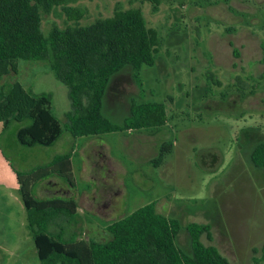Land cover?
<instances>
[{
    "label": "rangeland",
    "instance_id": "1",
    "mask_svg": "<svg viewBox=\"0 0 264 264\" xmlns=\"http://www.w3.org/2000/svg\"><path fill=\"white\" fill-rule=\"evenodd\" d=\"M65 6L83 13L80 26L109 18L116 9L141 12L159 36L155 64L138 74L127 67L115 75L102 115L119 125L131 101L158 102L165 105L166 123L34 148L16 143L19 125L12 124L0 139V264H40L6 158L23 173L77 147L74 186L61 178L58 183L78 198L87 195L81 206L76 201L87 210L82 240L104 242L107 224L154 202L158 214L179 222L176 245L183 252H189L185 227L195 223L209 226L211 241L202 242L230 264H264V169L249 159L264 142V0H159L156 10L151 0H67ZM61 7L40 13L44 36L74 24ZM14 65L15 71L0 77V88L8 93L18 83L33 95H46L64 134L70 102L50 61ZM38 193L53 195L42 188Z\"/></svg>",
    "mask_w": 264,
    "mask_h": 264
},
{
    "label": "trees",
    "instance_id": "2",
    "mask_svg": "<svg viewBox=\"0 0 264 264\" xmlns=\"http://www.w3.org/2000/svg\"><path fill=\"white\" fill-rule=\"evenodd\" d=\"M153 9L159 0H151ZM67 0H0V77L15 71L14 62L50 61L56 80L67 88L70 110L64 115V132L74 138L98 137L126 131L159 129L166 123L163 103L131 101L121 124L102 115L103 100L112 78L129 67L134 74L153 67L160 40L146 27L137 9H116L109 18L88 26L78 23L83 13L65 6ZM58 6L73 25L53 27L47 36L41 30L40 13L50 14ZM234 56L237 51L233 50ZM8 69V70H7ZM46 95H33L18 83L5 93L0 88V123L3 134L12 124L17 144L27 148L51 147L62 130L49 112ZM70 152L56 155L50 163L16 171L26 211L27 229L40 264H230L211 241L209 226L188 224L189 252L176 245L181 226L175 219L158 214L155 203L144 205L120 220L107 224L104 242L84 241L85 220L72 200L37 199L32 187L53 174L71 186ZM255 168L264 169V142L249 156ZM155 166L162 160L159 153Z\"/></svg>",
    "mask_w": 264,
    "mask_h": 264
},
{
    "label": "crops",
    "instance_id": "3",
    "mask_svg": "<svg viewBox=\"0 0 264 264\" xmlns=\"http://www.w3.org/2000/svg\"><path fill=\"white\" fill-rule=\"evenodd\" d=\"M1 131H2V123H0V133H1ZM64 132V131H63ZM65 134V135H64ZM61 133V136L59 135V139L56 141V142H58V141H60V140H65V141H70V144L72 145V142L73 141H75V139H83V138H74L72 135H70L68 132H65V133ZM87 138H89V137H87ZM93 138H98V137H93ZM77 149H78V147L75 149V151H72V157L70 158V168H71V171H72V162H73V157H75L76 155H77ZM59 155H61V154H59ZM55 157V156H54ZM54 157H52L50 160H49V162H47V164L48 163H50V161H52V159L54 158ZM42 165H45V164H42ZM71 171H70V179L72 180V178H71ZM12 172V174L15 176V174L13 173V171H11ZM28 172H30V170L29 171H24L23 173H28ZM58 179H59V177H58V175H56V174H53L52 176H49V177H47L45 180H43V181H41V182H39V183H37V184H34V186L32 187V194H34L35 196V198H37V199H60L59 197H68V198H66V200H69V199H72L75 203H76V201H78V199L80 200V206H81V203H82V201H83V199H85L86 198V196L87 195H85V196H83V197H77V196H75V194H73V192H70V191H67L66 190V188H64V187H61V185L58 183ZM70 180V181H71ZM15 182H16V186H17V190H18V188H19V186H18V183H17V179H16V176H15ZM72 185H73V182L71 181V186H69L70 188L72 187ZM74 186V185H73ZM39 188H42L43 190H48V192L49 193H53V195H49V196H41V195H39V193H38V189ZM63 191V193L65 192H67V194L68 195H66V196H62V195H58L57 193L58 192H62ZM76 212L80 215V216H82V214H83V212H84V210H86L85 208H80L79 206H78V204H76ZM80 210L82 211V212H80ZM87 211V210H86ZM88 213V212H87ZM90 213V212H89ZM83 217V216H82ZM84 218V217H83ZM84 220H85V218H84ZM110 224V223H109Z\"/></svg>",
    "mask_w": 264,
    "mask_h": 264
}]
</instances>
